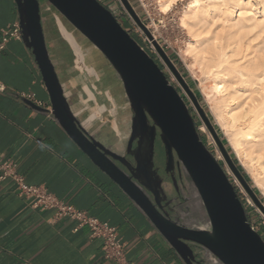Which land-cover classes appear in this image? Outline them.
Listing matches in <instances>:
<instances>
[{"label": "water", "instance_id": "95a60500", "mask_svg": "<svg viewBox=\"0 0 264 264\" xmlns=\"http://www.w3.org/2000/svg\"><path fill=\"white\" fill-rule=\"evenodd\" d=\"M91 42L105 57L120 80L145 143L138 169L147 173L151 166L156 129L165 150L167 164L177 165L187 190L188 213L182 223L166 218L152 204L142 188L109 157L115 152L95 141L81 124L64 95L48 53L41 23L39 0H15L21 39L31 51L49 96L50 108L27 100L33 108L49 112L73 142L113 180L145 214L184 264H194L191 241L221 264H264V240L250 224L243 204L221 164L199 137L192 117L178 91L152 57L122 27L113 13L99 0H45ZM133 13L127 0H123ZM143 28H145L142 25ZM147 32V31H146ZM154 44L188 92L205 123L216 137L225 160L255 203L263 205L227 154L217 134L199 107L197 99L171 60ZM151 122V123H150ZM133 133V132H132ZM129 138V142L133 136ZM190 257L193 260H190Z\"/></svg>", "mask_w": 264, "mask_h": 264}, {"label": "crops", "instance_id": "0c3cea01", "mask_svg": "<svg viewBox=\"0 0 264 264\" xmlns=\"http://www.w3.org/2000/svg\"><path fill=\"white\" fill-rule=\"evenodd\" d=\"M18 22L15 0H0V40ZM0 82L5 85L0 91V155L17 164L16 172L25 182L42 184L60 200L115 226L128 262L184 264L53 115L27 103L50 108L40 71L21 38L8 36L0 50ZM114 123L112 132L120 135ZM102 244L101 237L90 236L88 227L55 217L53 209L31 208L10 177L0 178V264H116L103 256Z\"/></svg>", "mask_w": 264, "mask_h": 264}, {"label": "rangeland", "instance_id": "374dc122", "mask_svg": "<svg viewBox=\"0 0 264 264\" xmlns=\"http://www.w3.org/2000/svg\"><path fill=\"white\" fill-rule=\"evenodd\" d=\"M99 1L113 13L122 27L126 29L131 37H133L148 55L154 59L168 78L170 84H172L178 91L188 108L200 139L225 170L227 177L232 182L234 189L243 204L250 224L255 230H257L264 240V190L256 184L251 171L244 167L238 159L236 153L231 147L228 133L222 127L215 113L211 109V102L209 100V97L213 95V91L210 87L212 84L211 79L202 71L200 64L195 62L193 57L185 51L189 36L181 25L180 16L182 8L184 9L188 5V1L176 0L172 6L164 12L160 8L157 0H127L134 14H132L127 8L123 0ZM250 1L255 6L260 7L264 0ZM44 7L45 1L43 2V8ZM43 15L46 29L44 34L52 62H54V60L55 62L56 60H59L63 48H65V53L67 51L69 61L67 60L65 68L63 66V69L60 68V71L63 86L69 90L72 95L71 99L73 101V107H76L77 109L75 108V110L81 112H77L78 117L83 119L85 116H90L91 120L95 121L94 124L107 125L108 127L113 125L116 117L115 110L117 107L120 109L127 108L128 102L121 82L114 73V69L100 51L82 36L69 22H67L56 9L52 6L48 10L45 8L43 9ZM58 21L75 36L82 49L85 51V63L88 66H93L96 69L97 75H89L85 70L80 73L76 66V56L69 43L65 41L58 29ZM142 25L145 28H143ZM154 41L157 42L159 47L165 52L167 57L178 70L179 74L183 77L187 87L197 99L199 107L203 110L205 116L215 130L219 141L221 142L223 138L227 140L231 151H227L226 147L222 144L223 147L230 158L234 155L238 163L243 167L245 173L250 179L247 183L263 205V208L255 203L238 177L229 167L224 154L218 145L216 137L205 123L188 92L158 52ZM62 42L64 45L58 47V44L61 45ZM58 65L61 67L59 63ZM103 66H107L110 69V74L109 76L106 75L107 77H105L104 81H102V76L99 71ZM55 69L61 81L58 67H55ZM83 82L91 87L94 93V99L87 98L83 88ZM111 138L118 143L116 147L118 148V146H121L123 143L124 135L119 137L117 134H114ZM160 143V136L157 135L154 147ZM209 255L207 254L206 258H209ZM215 261L214 264H221L218 260Z\"/></svg>", "mask_w": 264, "mask_h": 264}, {"label": "bare ground", "instance_id": "6f19581e", "mask_svg": "<svg viewBox=\"0 0 264 264\" xmlns=\"http://www.w3.org/2000/svg\"><path fill=\"white\" fill-rule=\"evenodd\" d=\"M175 1L157 0L164 12ZM187 1L180 16L189 36L185 51L211 79V109L238 159L264 190V1L260 7L250 0ZM58 25L80 73L97 75L72 32ZM83 84L87 98L94 99Z\"/></svg>", "mask_w": 264, "mask_h": 264}, {"label": "flooded vegetation", "instance_id": "af4514ba", "mask_svg": "<svg viewBox=\"0 0 264 264\" xmlns=\"http://www.w3.org/2000/svg\"><path fill=\"white\" fill-rule=\"evenodd\" d=\"M39 1L41 23L44 32L46 31V29L44 23L43 9L46 8V10H48L51 5L45 0ZM44 1L45 7L43 8ZM62 45H64L63 42L61 43V45L58 44V47ZM61 51L62 54L61 57H59L60 62L59 60H56V62L54 60L53 64L54 67H58L59 69V75L61 78V81L60 79L59 81L62 84L64 95L71 107V110L76 116H78V110H75L76 107H73V101L71 99L72 95L70 91L63 86L60 68L63 69V66L65 68L69 57L67 51L65 53V48H63ZM49 52L50 51L48 49V53ZM58 63L61 65V67L58 65ZM99 71L102 76V81H104L105 77L109 76L110 74V69L107 66H103L99 69ZM115 115L116 117L114 120L117 121L118 128L120 130V135L118 136L121 137L122 135H124L123 143L121 144V146H118V148H116L118 143L113 141V139L111 138L114 133L112 132L110 126L108 127L107 125L94 124L95 121L91 120L90 116H85L83 119L80 117V121L84 129L88 132L90 136H93L95 141L107 148L109 152H115L121 156V159H118L113 157L111 154H108L111 160L142 188V190L148 196L152 204L160 213H162L163 216L171 220H176V222L179 223L184 222L185 215L189 211V208L186 203L187 190L179 175L177 165L175 164V162L173 164H167L165 150L162 143H160L157 144L155 147L153 144L151 166L149 168V171L145 173L138 169V164H141L143 161V151L141 148L142 145L145 143V137H143L141 131L139 130V126L136 123H133L134 112L129 102H127V108L125 109H120L117 107V109L115 110ZM131 133L133 139L131 140V142H129ZM157 135H159L158 129H156L154 143ZM186 243L193 249L194 260L191 257L190 260H193L194 264H214L216 262L214 256H210L209 258L204 257V250L198 244L191 241H186Z\"/></svg>", "mask_w": 264, "mask_h": 264}, {"label": "built area", "instance_id": "2783aa9c", "mask_svg": "<svg viewBox=\"0 0 264 264\" xmlns=\"http://www.w3.org/2000/svg\"><path fill=\"white\" fill-rule=\"evenodd\" d=\"M8 36L21 38L19 23H15L9 31H5V36L0 40V50ZM4 89L5 85L0 82V91ZM23 96L32 99L29 94H23ZM16 165L11 158L0 155V178L10 177L15 182L16 192L29 200L31 208L53 209L55 217L75 221L77 227H88L90 236L102 238V254L105 258L113 260L116 264H133L125 257V242L119 236L115 226L60 200L47 191L42 184L35 185L25 182L24 178L17 174Z\"/></svg>", "mask_w": 264, "mask_h": 264}, {"label": "trees", "instance_id": "16d2710c", "mask_svg": "<svg viewBox=\"0 0 264 264\" xmlns=\"http://www.w3.org/2000/svg\"><path fill=\"white\" fill-rule=\"evenodd\" d=\"M184 70V68H183ZM185 71V70H184ZM221 143L226 147L227 151H231V148L228 145V142L225 138H223L221 140ZM232 161L234 162V164L236 165L237 169L239 170V172L242 174V176L245 178L246 181H250L248 175L245 173L243 167L238 163L237 159L235 158L234 155H232Z\"/></svg>", "mask_w": 264, "mask_h": 264}]
</instances>
